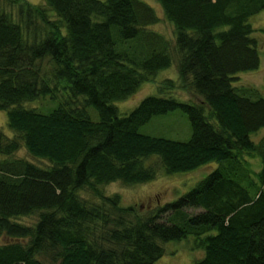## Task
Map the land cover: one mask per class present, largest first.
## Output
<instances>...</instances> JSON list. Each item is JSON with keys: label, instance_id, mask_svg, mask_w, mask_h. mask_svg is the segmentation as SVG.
Returning <instances> with one entry per match:
<instances>
[{"label": "trees", "instance_id": "16d2710c", "mask_svg": "<svg viewBox=\"0 0 264 264\" xmlns=\"http://www.w3.org/2000/svg\"><path fill=\"white\" fill-rule=\"evenodd\" d=\"M156 1L173 45L148 29L158 18L140 0H0V110L11 131L0 130V264H152L164 242L188 235L203 251L193 264H264V75L261 90L234 84L259 66L248 19L264 0ZM171 65L175 80L119 114L114 101ZM177 87L195 101L174 98ZM44 98L46 111L26 105ZM173 110L188 120L187 139L139 131ZM208 162L147 215L102 192Z\"/></svg>", "mask_w": 264, "mask_h": 264}, {"label": "rangeland", "instance_id": "374dc122", "mask_svg": "<svg viewBox=\"0 0 264 264\" xmlns=\"http://www.w3.org/2000/svg\"><path fill=\"white\" fill-rule=\"evenodd\" d=\"M31 4L41 3L42 0H26ZM150 6L156 14L158 20L148 26L149 30L161 34L168 39L170 45H173L172 26L164 19L160 5L156 0H140ZM248 22L254 28L255 39L257 43L259 54V66L254 71H244L236 74L235 85L247 86L252 84L257 89H263V75H264V33H260L257 29L264 27V9L249 17ZM164 78L176 79V71L173 65L159 70L150 82H143L138 88L121 100H116L113 104L117 107L119 114L127 113L133 108L141 98L147 94H156V84ZM174 98L181 100L195 101L190 90L179 89L178 87L171 90ZM171 95V96H172ZM27 106H36L42 111H46L52 106V103L47 98L33 100L27 102ZM25 105V106H26ZM153 122V123H152ZM151 123V124H150ZM0 130L6 135L11 136V131L5 123V111L0 110ZM141 133L152 136L165 137L174 140H185L189 136V123L181 111L173 110L163 115H157L151 120L142 125L139 129ZM263 129L259 130L255 135V139L262 133ZM254 134L251 135V137ZM15 156L27 157L23 149H19ZM243 157L248 161V165L253 170H257L259 161L255 156L243 154ZM153 157L147 162L153 161ZM213 162H208L198 167L182 172L164 173L159 170L156 176L146 182L124 185L118 181L110 182L103 185L102 192L104 194L116 193L119 196L121 205L133 206L138 215H147L150 209L169 202L185 191L190 189L199 179L204 177L214 167ZM81 197L91 198V195L85 191L79 192ZM186 212L193 213L197 210L186 208ZM34 215L19 218V221L24 223H33ZM5 242V238L0 237V243ZM193 237L188 235L179 240H170L163 243L164 252L152 264H193L194 261L200 258L203 251L200 248H193Z\"/></svg>", "mask_w": 264, "mask_h": 264}]
</instances>
